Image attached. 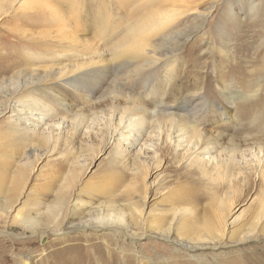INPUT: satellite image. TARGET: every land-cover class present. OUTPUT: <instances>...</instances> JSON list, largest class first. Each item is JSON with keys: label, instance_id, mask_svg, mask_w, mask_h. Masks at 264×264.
I'll return each instance as SVG.
<instances>
[{"label": "rangeland", "instance_id": "obj_1", "mask_svg": "<svg viewBox=\"0 0 264 264\" xmlns=\"http://www.w3.org/2000/svg\"><path fill=\"white\" fill-rule=\"evenodd\" d=\"M64 1L0 0V230L7 232H0V264H22V260L37 264L44 248L55 249L32 236L36 227H27L22 215L39 216V228L46 227L44 213L60 199L64 209L55 230L69 229L50 238L65 240L60 246L114 244V234L120 231L98 229L93 222L84 229H71L69 223L75 217L70 210L74 204L79 215L74 222L80 223L92 221V213L110 202L127 215L135 205L146 216L156 213L154 209L168 212L177 228L184 226L187 240L204 233L207 224L222 228L214 250L188 253L157 237L141 239L142 248L154 256L161 250L166 255L177 253L175 264L250 260L264 264V148L262 153L258 149L259 144L264 146V88L257 97H247L260 77L264 85V11L253 16L251 0H176L170 15L178 34L163 48L180 52L181 57L167 85L162 79L167 72L164 62L146 68L113 58L117 45L133 38L130 28L136 27L137 12H145L153 0H80L76 8L82 11L77 16ZM52 9H58L66 30L87 13L88 43H65L57 18L49 13ZM85 58L94 68L88 88L68 85L65 78ZM31 81L41 82L24 92L41 99L42 114L38 110L32 115L41 119L37 126L32 117L23 118L28 114L22 105L10 100L20 95V85ZM238 90L240 97L230 105L225 92ZM174 94L180 95L178 102ZM202 95L207 105L200 109ZM161 97L160 109L177 104L197 107L196 118L182 110L179 125L187 128V120L199 121L201 134L218 139L207 155L210 162L189 163L199 146L167 123L165 110L160 126L150 113L139 111L144 105L152 110V103ZM111 101L122 108L115 115ZM82 112L85 117L78 124L77 114ZM142 114L146 127L137 140L136 131L125 127L130 117ZM22 127L33 130L26 134ZM127 133L130 137L125 140ZM233 146L239 151L230 167L226 152ZM79 199L85 200L84 206ZM119 238L122 245L132 244L122 232ZM119 256L123 257L121 252Z\"/></svg>", "mask_w": 264, "mask_h": 264}, {"label": "bare ground", "instance_id": "obj_2", "mask_svg": "<svg viewBox=\"0 0 264 264\" xmlns=\"http://www.w3.org/2000/svg\"><path fill=\"white\" fill-rule=\"evenodd\" d=\"M79 2L80 0L64 1V3L67 6H69L68 8L71 10V12L76 11L73 12V15L76 16L81 14L82 11L76 8ZM175 2L177 3L178 1L153 0V4L149 8H147L145 12L143 11L137 12L138 14L136 21L138 22L136 24V27L130 28V30L134 33L133 38H130L126 41L122 40V42L117 45L113 54V58L124 59L125 63L126 61H128L129 63L137 62L138 64H141L143 67L146 66V68L147 67L150 68L154 65L157 66L160 63L164 62L167 67L166 68L167 72L164 78L162 79L168 85L170 83L171 78H173L172 76L173 73L175 72L174 70L181 57L180 52H176L172 48H171L172 50H167V49L165 50V48H163L167 46L169 42H172L173 37L175 38L178 34V32H175L174 30L176 24V22L174 21L175 18H172V15H170V11H171L170 5L173 6L174 8L175 7L174 4H176ZM263 2L264 0H251L249 6V10H250L249 12L253 16H257L259 13L264 11ZM57 12L58 9H52L51 11L49 10L50 15L57 18L58 23L56 24V26L58 27V31L60 33L63 32L62 36L64 38L63 39L64 42L70 43V42L81 41L84 44H87L88 39L85 37V35L91 28L90 26L91 24L90 25L88 24L89 15L85 13V15H82L83 16L82 18L79 17L78 23H75L76 25L71 30H66L64 29V27L67 26V23L63 22V19H61V17L57 15ZM50 33L51 32H44L46 36L49 35ZM80 33H82V38H80L79 36ZM156 37L158 38L155 39ZM262 43H264V36L262 38ZM90 64L91 61L89 59L82 61V63H80L81 67L78 66L77 69H75L74 71L71 70V72L69 73L70 76H67L64 82L78 89H82L81 87H84L83 89L88 88L87 86L88 84L86 82L88 81L89 76H91V72L94 71V68L89 67ZM262 82H263V78L260 77L259 80L256 81V84L251 86L252 90H250L251 92L249 96L247 95L249 99L257 97L261 89L264 88ZM40 84L41 82L37 83L35 81L28 82V84L26 83L22 84L19 87L20 95L19 96L14 95L12 96L13 98L10 99L11 103L14 104L17 103L24 107L23 113H27L28 116L23 118H25L27 121H29L32 115H35L38 110H40L41 112V109L39 108L41 99L38 96H33L30 93L25 94L24 92L26 89H30V87L34 88L40 86ZM203 87L204 86H201L199 88L201 90L200 91L201 93ZM240 93L241 92L239 90L234 93L226 91L225 96L227 97L228 103L230 105H233L234 101H236V99L240 97ZM162 97L160 98L159 101H154L152 103L153 105L152 110H150L151 109L150 107L144 105L139 109V111L145 113V115L146 113H150L154 117L152 121L157 122L158 126H160L161 110H165L166 113L165 117L167 119L166 120L167 123H171V125L176 128V131L181 132V136H183L182 138H187V139L194 138L193 139L194 144L199 146L197 153L192 154L191 157L189 158V163L203 164L204 162L205 163L210 162L211 158L210 156L207 155L212 152V149L217 147V145L219 144L218 139L208 138L206 137V135L201 134L198 131V126L200 124L199 121L193 119L187 120L188 121L186 122L187 128H185L183 124L179 125L181 120L178 119L179 117L178 114L182 112V110H184L190 115V117L196 118L195 116H193V114L197 112V107L194 106L190 108L188 105L180 106V104L179 105L177 104V105H167L165 109H160L159 108L160 105L164 107L162 103ZM199 98L202 101L201 105L203 107L200 108L202 109L206 107L207 101L204 100L205 95H202ZM179 99H180V95L174 94L173 100L175 102H178ZM64 100L65 99H61L62 102ZM228 108L230 109V107ZM30 109L31 111H29ZM110 109H111V114L115 115L116 112H119V110L122 108L118 107L117 101H111ZM123 111L124 114H126L127 116L130 114V109L127 106L123 107ZM43 113L44 115H46L45 114L46 112ZM145 115L142 114L135 118L130 117L127 120L128 124L126 125L125 128L127 129V131L130 132L136 131L137 140L138 137L141 136V134L143 133L146 127ZM77 117H78L77 120L78 124H81L85 117L84 113L83 112L80 114L78 113ZM32 120L37 121V122L35 121L33 122V124L36 126L41 121L40 118H33ZM17 123L18 122H15L14 125L15 129L20 130L18 129L20 128L19 127L20 125ZM161 127H159V129ZM22 130L24 131V133L28 134L29 131L33 130V128L29 127V129L26 130V128L22 127ZM127 134L129 135L123 134L125 140H128L130 137V133ZM136 139L133 140L135 141ZM263 148L264 146L262 144H259L258 149L260 153H262ZM238 151H239V146H233L227 150L226 155L227 156L229 155L230 157L228 158L230 161L228 162L230 164V167L231 164H234V162L236 161V154ZM260 165H261V161L260 160L258 161L256 158L255 167L258 170L261 169ZM84 199L78 200L79 203H81L80 206H84V204L86 203ZM8 204L9 201L8 203L5 204V207L1 209L3 212L7 210ZM77 206H78L77 204H74V206L71 207L70 209L71 215L75 216L76 218L79 217L78 212L74 213ZM63 209H64V202L61 199L56 201L53 205H51V207L49 206L47 211L44 213L45 217H47L48 225L42 228H39V224L41 222L39 216L34 217L30 213L27 215L24 213L22 215V221L27 227H31V226L36 227L35 228L36 231L34 230L33 233L34 235L32 236L40 239L43 245L46 244V246L44 247L55 248L50 252H47V248H44L42 250L43 252L40 254L41 257L37 261V264H45L46 262H52V261H54L55 264H175L176 259L173 256L177 255V253L171 251L169 255H166L160 252L161 251L160 250L156 252L154 256L151 254V250L148 251L149 249L142 248L143 242H141V239L144 238L152 239L157 237L171 243V245L173 244L175 247L185 249L188 253L197 251L199 249H207V248H211L214 250L219 246L218 241L221 239L220 238L221 235L219 237V234L222 232V228L220 225L216 223H213L212 225L207 224L206 226H204L205 227L204 233L200 232V234H197L191 240H187L184 237L185 234L184 226L177 228L176 224L174 223L175 217L171 218V216L165 214L168 212L164 213L162 211H158L159 209H154L153 211H157L156 213L146 216L143 212V208H141L138 205H135L132 212L129 215H127L124 212L116 211L113 208V203L107 202V204L103 208H99L97 209L96 212L92 213L91 215L92 221H89L90 219H88L87 222L81 221L80 223H75L74 221L76 218L72 217L71 220L69 219L70 220L69 223L71 229H84L88 226H92V222H93V227H96L98 229H104L105 231L108 232L120 231V234L119 233L114 234L115 236L114 244L113 243L109 244L108 242H96L92 244L70 242V243H66L63 246L62 245L60 246V244L65 243L66 241L62 240L61 238L60 239L56 238L55 240H51L50 238L51 236L63 235L66 229H69L65 226L66 228H60L58 230H55V227L57 226L56 222H58L59 217L61 216V214H63L62 213ZM0 232L7 233L6 231L4 232L2 230H0ZM121 232L132 240L131 245H126V244L122 245V242L120 241L121 239L119 238ZM23 241L21 242L22 244H24ZM119 252H121L123 257L119 256ZM161 254H163V256H161ZM232 260H237V259H232ZM28 261L29 260H22V264H29ZM250 261H246V263H244L245 262L244 261L243 264H254L253 262L250 263ZM237 262L238 261L235 262L231 261L230 264H236Z\"/></svg>", "mask_w": 264, "mask_h": 264}]
</instances>
